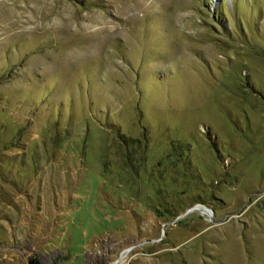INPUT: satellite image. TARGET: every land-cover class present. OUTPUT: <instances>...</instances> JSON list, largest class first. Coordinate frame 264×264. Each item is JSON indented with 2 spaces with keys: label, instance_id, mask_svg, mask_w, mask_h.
<instances>
[{
  "label": "rangeland",
  "instance_id": "374dc122",
  "mask_svg": "<svg viewBox=\"0 0 264 264\" xmlns=\"http://www.w3.org/2000/svg\"><path fill=\"white\" fill-rule=\"evenodd\" d=\"M31 260L264 264V0H0V264Z\"/></svg>",
  "mask_w": 264,
  "mask_h": 264
},
{
  "label": "trees",
  "instance_id": "16d2710c",
  "mask_svg": "<svg viewBox=\"0 0 264 264\" xmlns=\"http://www.w3.org/2000/svg\"><path fill=\"white\" fill-rule=\"evenodd\" d=\"M30 264H38V263H37V261H35V260H31V261H30Z\"/></svg>",
  "mask_w": 264,
  "mask_h": 264
},
{
  "label": "bare ground",
  "instance_id": "6f19581e",
  "mask_svg": "<svg viewBox=\"0 0 264 264\" xmlns=\"http://www.w3.org/2000/svg\"><path fill=\"white\" fill-rule=\"evenodd\" d=\"M204 212H209L208 210H204ZM125 259V257H123V260ZM123 260L121 262H119L118 264H122Z\"/></svg>",
  "mask_w": 264,
  "mask_h": 264
},
{
  "label": "water",
  "instance_id": "95a60500",
  "mask_svg": "<svg viewBox=\"0 0 264 264\" xmlns=\"http://www.w3.org/2000/svg\"><path fill=\"white\" fill-rule=\"evenodd\" d=\"M194 210H196V208Z\"/></svg>",
  "mask_w": 264,
  "mask_h": 264
}]
</instances>
